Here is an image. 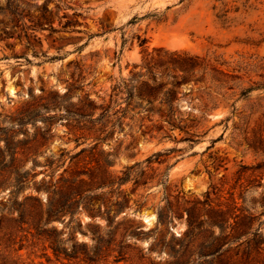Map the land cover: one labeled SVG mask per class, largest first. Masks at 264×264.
I'll use <instances>...</instances> for the list:
<instances>
[{
    "label": "rangeland",
    "instance_id": "1",
    "mask_svg": "<svg viewBox=\"0 0 264 264\" xmlns=\"http://www.w3.org/2000/svg\"><path fill=\"white\" fill-rule=\"evenodd\" d=\"M156 48L221 55L239 77L176 88V114L211 106L198 126L135 106ZM254 82L264 0H0V264H174L189 207L222 217L219 264H264V89L240 96ZM101 201L125 205L91 220Z\"/></svg>",
    "mask_w": 264,
    "mask_h": 264
},
{
    "label": "trees",
    "instance_id": "2",
    "mask_svg": "<svg viewBox=\"0 0 264 264\" xmlns=\"http://www.w3.org/2000/svg\"><path fill=\"white\" fill-rule=\"evenodd\" d=\"M145 40H142L141 43H144ZM243 58L239 65H236L239 70H244L251 68L252 64L245 61ZM222 66H228V62L225 61L221 55L212 53V55L204 54H192L186 51H167L163 48H156L153 50V53H147L144 57V60L141 64L143 71L141 73H133L132 75L138 76L139 82L136 86V96L138 98V103L135 106H141V101L145 102V106L152 105L156 103L157 112H162L165 115V121L170 124L172 127H196L201 124L207 117L208 111L211 106L208 102H202L198 106L193 104L192 107H195V110H190L185 114H180L175 111V100L177 98L176 88L179 87L182 83L187 81H197L198 78L204 80H210V82H216V89H220L224 86V83L227 82V79L230 77L239 78L235 76L227 69ZM234 69V68H233ZM233 85V84H232ZM230 85L228 88H232ZM255 88H263L264 82H254L253 85L241 88L240 96H244ZM133 98V93L130 89L127 90L126 101L127 104H131ZM134 106V107H135ZM147 106V107H149ZM232 108L234 104H231ZM234 109V108H233ZM193 140V139H189ZM255 152L259 150V147L255 145H249ZM259 168V165L254 167ZM123 180V179H120ZM262 206H264V201H261ZM112 205H115V212L119 210L125 203L120 201H111L101 203L96 207H89L88 204L84 205L87 213L91 216V220L94 217L106 216L108 222H112L113 217L110 216V211ZM103 206V209H102ZM63 212L70 213L73 215V210L66 209L64 207ZM62 210V209H61ZM186 211V228L183 230V233L178 238V247L177 249H171L173 255L176 257L174 264H203L200 262L202 259L208 264H219L221 260V231L223 229V219H212L208 221V227H205L206 221L200 220L196 215V210L194 207H189L185 209ZM218 213H222L221 210H216ZM171 212L178 214V211H171L169 206L167 209L165 207L159 208L157 210V220L158 222H163L165 217ZM240 213L243 217H248L244 213V208L240 210ZM183 215H180L182 217ZM78 225L79 222H78ZM213 226H218L220 233H215L213 230H209ZM247 231H242L241 234L246 233ZM208 233V236L205 237L202 241L198 243L197 246H194L195 239L200 234ZM101 247H96L92 250L91 254L84 251L85 259L88 262H96L98 255L101 254ZM61 254L66 258L70 255L67 253L66 249L61 247ZM120 254L114 257L115 261L119 260ZM210 258V260H208Z\"/></svg>",
    "mask_w": 264,
    "mask_h": 264
}]
</instances>
